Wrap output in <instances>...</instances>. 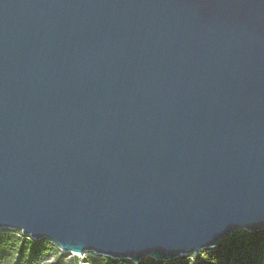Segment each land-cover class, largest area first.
<instances>
[{
  "label": "water",
  "instance_id": "water-1",
  "mask_svg": "<svg viewBox=\"0 0 264 264\" xmlns=\"http://www.w3.org/2000/svg\"><path fill=\"white\" fill-rule=\"evenodd\" d=\"M0 229L134 263L264 229V0H0Z\"/></svg>",
  "mask_w": 264,
  "mask_h": 264
},
{
  "label": "trees",
  "instance_id": "trees-1",
  "mask_svg": "<svg viewBox=\"0 0 264 264\" xmlns=\"http://www.w3.org/2000/svg\"><path fill=\"white\" fill-rule=\"evenodd\" d=\"M0 237V264H83L79 256L64 253L47 238L40 240L24 235ZM8 251H10L8 253ZM11 252L14 256H11ZM87 264H264V229L250 232L238 230L219 242L216 247L203 249L200 254L184 255L164 262L148 257L134 263L129 259L102 258L95 255Z\"/></svg>",
  "mask_w": 264,
  "mask_h": 264
},
{
  "label": "rangeland",
  "instance_id": "rangeland-1",
  "mask_svg": "<svg viewBox=\"0 0 264 264\" xmlns=\"http://www.w3.org/2000/svg\"><path fill=\"white\" fill-rule=\"evenodd\" d=\"M19 230H16V229H0V237H6V236H13V235H17L19 236L20 233L18 232ZM10 251H8L9 253ZM1 253V252H0ZM11 256H14V253L11 252L10 253ZM96 254L94 253H87V254H82V255H79V257L81 258L83 264H87L85 263L84 261L87 260L88 258H94ZM101 256V255H100ZM102 258H105L106 256H101Z\"/></svg>",
  "mask_w": 264,
  "mask_h": 264
}]
</instances>
